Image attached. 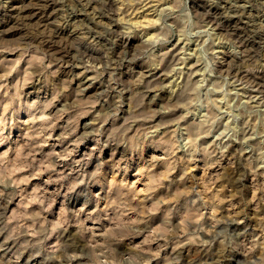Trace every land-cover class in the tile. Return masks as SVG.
Returning <instances> with one entry per match:
<instances>
[{
    "label": "clouds",
    "instance_id": "clouds-1",
    "mask_svg": "<svg viewBox=\"0 0 264 264\" xmlns=\"http://www.w3.org/2000/svg\"><path fill=\"white\" fill-rule=\"evenodd\" d=\"M0 264H264V0H0Z\"/></svg>",
    "mask_w": 264,
    "mask_h": 264
}]
</instances>
